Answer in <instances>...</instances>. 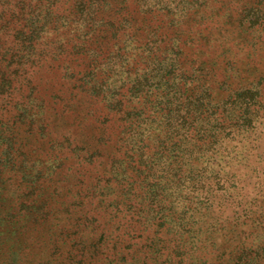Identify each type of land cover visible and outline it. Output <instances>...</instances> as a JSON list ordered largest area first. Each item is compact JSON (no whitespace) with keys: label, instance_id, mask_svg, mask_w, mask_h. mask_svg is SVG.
I'll return each mask as SVG.
<instances>
[{"label":"rangeland","instance_id":"374dc122","mask_svg":"<svg viewBox=\"0 0 264 264\" xmlns=\"http://www.w3.org/2000/svg\"><path fill=\"white\" fill-rule=\"evenodd\" d=\"M166 17L160 16L162 46L178 42L183 67L195 74L188 92L207 97L213 108L201 120L190 117L193 145L201 143L202 150L189 165L192 172L183 170L181 189L168 182L163 193L170 199L163 197L159 224L135 231L127 222L132 210L123 203L114 207L122 212L105 223L100 208L108 196L101 187L92 205L72 208L68 219V200L91 199L84 198L87 187L104 176L122 135L117 118L95 124L83 114L70 116L45 143L33 146L34 157L46 163L78 143L80 156L95 146L103 155L83 187L70 176L73 159L35 187L22 174L0 176V264H264V0H198L173 26ZM184 81L178 78L181 92ZM70 86L64 88L67 97L74 92ZM80 103L85 114L96 105L88 96ZM104 127L111 135L106 144L99 140ZM205 127L209 137L195 139ZM30 138L21 125L19 142Z\"/></svg>","mask_w":264,"mask_h":264},{"label":"trees","instance_id":"16d2710c","mask_svg":"<svg viewBox=\"0 0 264 264\" xmlns=\"http://www.w3.org/2000/svg\"><path fill=\"white\" fill-rule=\"evenodd\" d=\"M197 1L0 0V176L22 174L33 178L35 187V181L73 159L76 169L70 176L83 187L103 155L99 146L80 156L78 143L65 156L50 155L46 163L34 157L32 148L45 143L67 117L83 114L95 124L117 118L118 155L113 151L104 176L87 187L89 201L68 200V219L72 208L92 205L101 187L108 196L100 208L105 223L113 222L122 212L114 207L123 203L132 210L127 222L135 231L159 224L163 197L170 199L163 193L168 182L179 190L187 178L183 170L188 166L192 172L189 165L202 150L201 143L193 145L190 117L194 113V120H201L213 108L207 97L188 92L195 74L189 76L183 67L176 40L162 46L166 37L159 27L165 19L160 16L173 26L175 17L188 14ZM178 78L185 80V92ZM67 84L74 89L68 97ZM85 96L96 104L87 114L80 103ZM21 125L31 137L27 143L19 142ZM103 129L99 140L106 144L111 135ZM209 135L207 127L201 128L195 139Z\"/></svg>","mask_w":264,"mask_h":264}]
</instances>
